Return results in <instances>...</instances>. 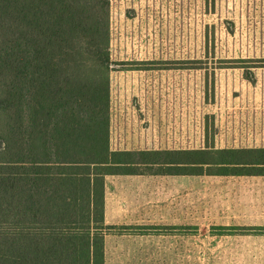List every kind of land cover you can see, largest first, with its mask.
I'll return each instance as SVG.
<instances>
[{
	"label": "trees",
	"instance_id": "16d2710c",
	"mask_svg": "<svg viewBox=\"0 0 264 264\" xmlns=\"http://www.w3.org/2000/svg\"><path fill=\"white\" fill-rule=\"evenodd\" d=\"M110 0H0V264H104L107 176H264V147L110 146Z\"/></svg>",
	"mask_w": 264,
	"mask_h": 264
},
{
	"label": "rangeland",
	"instance_id": "374dc122",
	"mask_svg": "<svg viewBox=\"0 0 264 264\" xmlns=\"http://www.w3.org/2000/svg\"><path fill=\"white\" fill-rule=\"evenodd\" d=\"M117 7L128 18L140 17L147 32L143 40L150 38L152 48L179 55L167 58L169 66L208 68L206 74L216 72L210 67L230 66L240 68L248 81L254 67H264V58L254 56L264 51V0H110V22ZM115 44L113 40L110 53ZM199 51L211 54L195 57ZM172 108L167 114L171 124L151 137L118 138L110 128L111 148H223L219 130L208 123L209 114L202 116L204 125L181 128L174 124L181 115ZM183 117L192 120V115ZM105 186L108 222L167 227L162 231L171 233L108 238L107 264H264L260 184L244 186L237 194L226 176L123 175L106 177Z\"/></svg>",
	"mask_w": 264,
	"mask_h": 264
},
{
	"label": "crops",
	"instance_id": "0c3cea01",
	"mask_svg": "<svg viewBox=\"0 0 264 264\" xmlns=\"http://www.w3.org/2000/svg\"><path fill=\"white\" fill-rule=\"evenodd\" d=\"M121 9L117 7L114 13L111 11L110 22L112 37L117 46L111 49L110 58L121 64L110 72V128L116 131V137H151V132L165 131L167 125L171 124L167 117L170 113L168 108L173 107V114L181 115L175 119L174 124L181 128L193 124L204 125L206 121L202 116L209 114L208 123H213L219 130L223 148L264 147L263 66L254 67L252 81L242 76L240 68L230 66L210 67V70L216 71L214 74H206L204 71L208 68L169 66L166 64L167 58H177L179 55H170L164 49L152 48L150 38L143 40L147 32L140 17L128 18L120 14ZM206 54L211 52L199 51L195 57H204ZM254 56L264 58V51ZM206 93L210 95L209 100L202 99ZM184 114L192 115L194 121L184 119ZM228 139L233 142L230 143ZM226 182L238 194L247 185L264 186V176L230 175L226 176ZM106 195L105 192L104 220L106 225L114 228L104 234V264H107L108 238L171 234L162 231V228L167 227L108 222Z\"/></svg>",
	"mask_w": 264,
	"mask_h": 264
}]
</instances>
